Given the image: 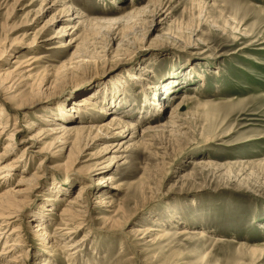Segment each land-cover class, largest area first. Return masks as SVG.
Returning a JSON list of instances; mask_svg holds the SVG:
<instances>
[{
  "label": "rangeland",
  "instance_id": "rangeland-1",
  "mask_svg": "<svg viewBox=\"0 0 264 264\" xmlns=\"http://www.w3.org/2000/svg\"><path fill=\"white\" fill-rule=\"evenodd\" d=\"M42 1L0 0V68L14 70L16 62L29 54L42 57L29 72H24L27 67L15 69L21 73L13 80L14 88L2 92L26 104L18 108L17 99L8 100L13 109L7 131L0 136V153L11 129L21 131L2 163L18 158L24 146L35 143H19L21 139L35 135L39 141V129L69 123L55 116L82 96L109 105L111 112L99 118L79 113L71 124L121 114L135 122L137 132L126 149L114 146L110 152L105 145L125 141L131 133L88 144L89 140L78 139L67 148L49 135L39 144L53 154L49 162L38 167L40 155L25 157L29 175L35 172L39 177L38 186L27 197L16 198L18 203L6 199L23 205V211L21 219L5 222L4 228L6 234L17 226L22 230L19 243L24 249L13 254L25 257L19 264H68L62 262L68 251L53 261L51 248L45 247V259L38 255L40 237L33 226L39 222L32 215L51 198L55 182L73 177L68 180L73 185L65 187L69 194L62 192L63 199L53 206L59 213L88 182L84 178L93 174V163L103 155L122 156L108 171L92 176H115L119 189H111L109 195L117 211L102 206L86 217L84 228L75 234L84 241L75 264H264V0H172L164 13L168 21L156 28L149 11L162 0L156 5L149 0H70L85 22L80 30L64 33L69 16L52 20L61 5L46 11ZM146 5L147 13L137 16V9ZM113 17L124 18L114 24L104 21ZM51 20L45 37L55 39L32 50L29 40ZM81 31L80 39L69 45ZM107 42L105 54L100 49ZM75 55L90 60L80 69ZM51 65L54 73L47 77ZM16 111L19 119L14 125ZM172 114L176 115L171 120ZM41 115L53 120H41ZM140 135L145 137L141 144ZM198 160L206 163H192ZM18 165L11 184L17 182L24 163ZM11 186H1L0 194ZM107 190L101 186L96 192ZM41 211L47 213L46 231L51 235L58 219ZM104 215L114 217L118 227L108 228ZM144 225L171 234L145 233ZM181 229L188 234H174Z\"/></svg>",
  "mask_w": 264,
  "mask_h": 264
},
{
  "label": "bare ground",
  "instance_id": "bare-ground-1",
  "mask_svg": "<svg viewBox=\"0 0 264 264\" xmlns=\"http://www.w3.org/2000/svg\"><path fill=\"white\" fill-rule=\"evenodd\" d=\"M43 1H46L44 6H42L43 9H45L46 11L53 10L58 5H61L60 9H57L55 13L53 14L52 20H54L55 18L56 19L61 18V16H69V18L67 19L69 23L62 28L63 29L62 33H64L68 29H73V31L80 30V27L84 25L83 23L85 22V19H83V16H84L83 13L75 12L74 8L68 3V1L70 0H43ZM149 1L152 3L150 5H156L155 3L160 2V0H149ZM170 2H172V0H162L160 4L159 3L157 4L156 8H153V10L149 11V13H151L153 16L152 18L153 19L152 26H154L153 28H156L158 24L160 25L168 21V18H169L168 13L166 15H164V13H165V10L168 9L169 7L168 3ZM146 8H148L147 5L146 7L137 9V11L139 12L137 16L146 14L147 13ZM127 16L128 15H126V18ZM123 18L124 17H113V18L106 19L104 21H106V23L108 24H114V23L121 22ZM52 20L49 22H46L41 28H39L38 29L39 31L33 35L31 40H29V42L32 45H34L32 46V50H38L39 47H41L45 41L53 39L55 37V35H53L52 37L50 35L49 38L45 37L46 29L44 28H48L51 25ZM71 21L74 23L71 24L70 23ZM58 33L60 34L61 31H59ZM81 33L82 31L79 34H76L75 37L69 40L68 44L72 46L73 43L78 41L80 39L79 37L82 35ZM121 45H124L126 47H131V48L133 47L129 42H121ZM100 50L102 53L106 54L109 51V42L105 43L101 47ZM86 56L87 55H81V56L75 55L73 57L75 59L74 63L77 64V67H80V69H82L81 67L83 66L85 62H87V60H90V59H87ZM101 56L103 55H100L99 57ZM41 58L42 57L36 55V53L29 54V55H26L24 59H21L16 62V66H14L15 68L13 67L14 70L8 67L3 68V69L0 68V93H1L0 94V136L3 133H5V131H7L6 127L9 125L8 123L10 121L9 111L13 109V106L9 105L10 101L8 100L17 99L15 104L19 105L18 108L26 106V104L22 102V99H19L18 96L17 97L15 96L7 97V95L2 92L4 91V89L6 90L9 87L14 88V85L16 84V80L15 81L13 80L16 79L17 74L21 73V70L16 73L15 69L17 68L22 69V68L27 67L28 69L26 71L24 70V72H29L34 67L32 65L36 61L40 60ZM74 67L75 66L73 65V68ZM53 68L54 66L51 67V71L50 70L47 71V77H50L53 75L54 73L52 71L54 70ZM60 69L62 73L63 72L65 73L66 69L61 68V67ZM2 74L3 76L1 77ZM136 78L140 79L141 77L137 75ZM9 82H12V83L7 85ZM46 82H48V79H46L44 83ZM27 86L32 88L33 83H29ZM18 101H21L22 104L17 103ZM153 103L154 102L152 100L151 104ZM165 106L166 105L164 104L163 107ZM111 108L112 107H110L109 105L101 106L98 103V101L94 100L90 96H82L77 101L72 102V105L70 106V108L68 109L61 108L60 113H59L60 116H55V117L63 119L64 121H70V122L74 121V119H77L81 113L85 114L87 118H89L90 116L93 118L95 117L99 118V117H103V115L108 114ZM17 115H18V112L16 111V116H14V120H15L13 123L14 125L15 124L17 125V120L19 119L18 118L19 116ZM175 115L172 114L170 116V119L173 116L175 117ZM40 119L46 122H50L51 120H53V118L51 119L49 117L48 118L43 117L42 115L40 116ZM171 120H169L168 122H171ZM70 122L69 123L61 122V123L55 124L53 127H50L48 129H39L38 135L42 137L41 140L51 135L52 139L55 142L63 141V144H65L63 148H67V145L69 144L71 146H75L77 143L76 140L78 139H82L84 141L89 140V142L86 143L88 144L90 142L98 141L105 137H108V138L117 137L119 135H125V133L126 134L131 133L129 137L128 136L124 137V138L128 137V139H126L125 141L124 139H122L118 143H115V144L111 143V144L105 145L104 146L106 148L105 151L110 152L112 147L114 146H121V145L124 146L125 145V149H126L128 146L131 145V141L133 140V137H135L134 134L137 132L136 131L137 127L135 128L136 126L135 122L131 121L129 117H125L121 114H114L110 116V119L108 120H101L100 122H95V123L71 124ZM27 127L29 128V126ZM20 131L21 130L11 129V132L9 134L10 136L7 137L9 142L5 144L3 152L0 153V187L1 186L4 187L6 185L8 186L12 185L11 187L6 188L0 194V241L4 239V242L0 249V262H4L6 264H9L10 262L12 264H19L21 260L22 261L25 260L24 256L23 257L21 255L13 256L15 251L22 252L24 249L23 248L24 245L22 243H19L21 241L20 232L22 230L20 228L18 229L19 226H17L16 228H12L9 231V233L6 234L5 232L7 230L4 229L5 227H7L8 223L12 224L18 221L19 219H21V216H22L21 212L23 211V208H21L20 206L23 207V205L20 204L19 206V205L9 204L6 199H10L12 202L18 203L17 202L18 199L16 198L18 197L25 198L27 197L28 194H30V192H35L38 186L35 180H37L39 177L35 174V172L31 173L30 175L27 172V162L28 161L26 160V158L28 156H29V159H31L32 154L33 155L38 154L41 156L38 160L39 162L38 167L41 165L44 166L47 162H49L50 158L53 157V154L50 153L47 149H45V146H39L41 140L36 141L34 140L35 135H30V137H27L26 139H21L19 143H25V142L29 143V141H34L35 143H33L32 145L24 146L21 151V156L14 159L13 161L6 162L3 164L2 162L4 161V157L6 156V153L10 152L12 150L13 144L17 143V141H15V136L17 133H20ZM139 138L141 141L140 144L142 143V141L143 142L145 141L144 136L140 135ZM133 144H135V142ZM103 156H101V158H99L98 160H96V162L93 163L91 167V171H90V173H93V174L88 175V177L84 178V179L87 178L88 182L81 185L77 193L67 200V202L65 203V206L62 207L59 213L58 212L54 213L53 209L56 207L55 205L58 204L57 202L60 203L61 200L63 199V195H61L62 192H64L66 195L69 194V190H67L65 187L73 185V184H70V182L68 181V180L73 181V177L65 176L59 181L60 183L55 182L54 186L52 185L53 187H51L50 189L51 198L45 199V203L49 205L41 203V205H39L40 208L38 209V211L32 215V217L38 220L39 222L38 225H34L33 227L35 229L34 232L36 233V235L40 237L39 245L41 249L39 250L40 253L38 254L40 257L44 256V259L46 258L45 247H48V248H51L50 251L52 252L50 259H49L50 261L54 260L55 255L64 254L65 251H68L69 253L67 255H63L64 259L62 260V262L64 263L68 261V264H75V262L77 261L76 258L79 256L80 254L79 252L81 251V247L79 246L80 245L82 246L83 245L82 243L84 242L82 238H80L79 240L75 238V234H77L79 230L84 228L83 225L81 226V224L86 220V217L90 216L92 211H96V209L101 210L102 206L113 207L112 206L113 200L111 199L112 197H110L109 193L111 192V189L112 190L119 189V184L116 182L115 176L114 175L101 176V177L96 178L97 180L95 178H92V176L108 171L110 169V166L111 165L113 166L114 163H116L118 159L122 158V156L121 155H110L107 157H103ZM19 161L24 163V165H22V170L20 168L21 174L19 175L17 182H15L14 184H11V180L13 176L15 175V172H14L15 167L19 169V165H18ZM124 161L122 163H124ZM192 163L194 165L196 164L201 165L203 163H206V161L198 160V161H193ZM101 186H104L108 189L106 193L96 192V190L100 189ZM107 199L108 201H106ZM45 206H49V208ZM50 207H52V209ZM108 209H112V210H108ZM116 209L117 207L115 206L113 208H106L105 211L112 212V211H115ZM41 210L46 211V212L48 210L50 214L54 215L58 219L59 223L54 228L53 233L51 235H49V233H47L46 231L49 227L48 217L45 216L47 213L43 214ZM113 218L114 217H111V216H105V215L102 216V220L103 222L107 223L108 228L116 229L118 225L115 224ZM12 219L14 222L10 221ZM5 222H8V223H5ZM143 228H144L145 233L156 231V232L162 233V235L171 234L170 232L167 233L166 230H163L161 228H151V227H148V225H144ZM4 234L6 235L4 236ZM174 234L175 235H185V234H188V231L186 229L176 230ZM200 235L203 236L202 233ZM57 243H62L60 245V248L55 245Z\"/></svg>",
  "mask_w": 264,
  "mask_h": 264
}]
</instances>
